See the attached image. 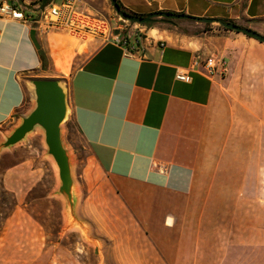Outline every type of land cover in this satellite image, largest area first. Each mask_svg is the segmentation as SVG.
Segmentation results:
<instances>
[{
  "label": "crops",
  "instance_id": "1",
  "mask_svg": "<svg viewBox=\"0 0 264 264\" xmlns=\"http://www.w3.org/2000/svg\"><path fill=\"white\" fill-rule=\"evenodd\" d=\"M26 1L37 19L40 0ZM118 1L135 15L221 20L264 36V0ZM79 6L112 15L110 0ZM170 25H128L136 57L103 43L69 75V118L109 180L110 194L95 202L117 224L96 226L111 239L116 229L142 237L155 252L152 264H264V224L256 215L264 194V43L218 23L199 35ZM60 37L0 19V141L33 109L31 79L67 76L66 57L53 48ZM211 56L227 62V74L210 78L194 66ZM178 71L190 81L177 80ZM129 241L126 250L143 251Z\"/></svg>",
  "mask_w": 264,
  "mask_h": 264
},
{
  "label": "rangeland",
  "instance_id": "2",
  "mask_svg": "<svg viewBox=\"0 0 264 264\" xmlns=\"http://www.w3.org/2000/svg\"><path fill=\"white\" fill-rule=\"evenodd\" d=\"M52 2L61 4L62 1ZM110 5L112 15H100L116 25L121 17L111 2ZM77 10H80V6ZM126 23L135 26L134 23ZM174 24L177 29L171 26ZM174 24L170 25V30L188 35L210 31L212 25L184 20L175 21ZM219 29L223 30L224 27L220 25ZM59 34L63 42L53 48L55 54L66 57V60L61 61V66L68 72L67 76L58 80L68 92L69 75L104 41L92 35L81 40L65 33ZM51 73L53 74L52 71ZM63 130L64 142L72 156L78 193L77 215L83 222V227L71 224L64 200L56 195L59 187L58 172L52 159L46 156L42 133L37 131L27 142L0 155V264L154 263L157 260L154 257L155 252L146 250L147 244L142 237L134 233L120 234L116 229L113 233L115 239H111L96 226L95 221L103 228L117 225L116 219L109 216L111 213L102 208V201L95 202L96 199L110 194L109 180L93 163L87 145L70 118L63 124ZM257 205L260 207L256 208V215L261 216L264 224V194ZM249 209L254 207H248ZM252 212L248 211V214ZM250 220L248 218V224ZM127 240H130L129 244L132 246L140 245L143 251L126 250ZM263 253L261 256L264 262ZM134 254H146L147 257H136Z\"/></svg>",
  "mask_w": 264,
  "mask_h": 264
},
{
  "label": "water",
  "instance_id": "3",
  "mask_svg": "<svg viewBox=\"0 0 264 264\" xmlns=\"http://www.w3.org/2000/svg\"><path fill=\"white\" fill-rule=\"evenodd\" d=\"M50 0H42L45 6ZM116 13L125 21L134 24H154L158 21L174 24L178 20H190L184 14L156 13L140 16L124 11L118 0H110ZM195 21L204 24L218 23L225 29L242 33L264 43V36L251 29L243 28L231 22L221 20L195 18ZM31 38L38 49L40 45L36 39V31L31 33ZM32 88L34 107L25 116L20 118L19 124L0 141V155L2 152L12 150L14 147L27 142L31 135L40 131L46 146V156L52 159L57 172L59 187L56 195L65 202L66 212L72 225L83 227V222L77 215L78 193L74 178L72 156L63 139V124L67 120L68 92L58 79L33 78L29 81Z\"/></svg>",
  "mask_w": 264,
  "mask_h": 264
},
{
  "label": "built area",
  "instance_id": "4",
  "mask_svg": "<svg viewBox=\"0 0 264 264\" xmlns=\"http://www.w3.org/2000/svg\"><path fill=\"white\" fill-rule=\"evenodd\" d=\"M80 0H64L59 6L48 4L39 7V17L34 19L33 4L26 0H0V19L7 21H18L31 23L36 29L45 33H65L77 39H86L92 35L94 38L103 39L104 43H110L121 47L126 57H136L138 51L131 44L130 39L124 34L127 32V21L121 18L116 21V25L111 20L102 15H92L88 12L77 10V4ZM139 33L136 35H142ZM141 37L136 42L139 43ZM194 66L201 68L202 72L213 78L215 76H224L228 73V64L225 60L216 57L201 58L198 57ZM176 79L183 82H189L190 77L185 71H178Z\"/></svg>",
  "mask_w": 264,
  "mask_h": 264
},
{
  "label": "trees",
  "instance_id": "5",
  "mask_svg": "<svg viewBox=\"0 0 264 264\" xmlns=\"http://www.w3.org/2000/svg\"><path fill=\"white\" fill-rule=\"evenodd\" d=\"M52 0H50L45 6H47L48 4H50V2H51ZM118 3H119V5H120V7L124 10V11H126L123 7H122V5L120 4V2L118 1ZM39 4H41V6H43L42 5V0H40L39 1ZM127 12V11H126ZM190 20H195V18H192V17H190ZM158 22H161V21H158ZM166 23H168V22H166ZM146 25H152V23H150V24H146ZM225 29V28H224ZM225 30H228V29H225ZM41 57H42V59L43 60H45V55H44V53H41Z\"/></svg>",
  "mask_w": 264,
  "mask_h": 264
},
{
  "label": "bare ground",
  "instance_id": "6",
  "mask_svg": "<svg viewBox=\"0 0 264 264\" xmlns=\"http://www.w3.org/2000/svg\"><path fill=\"white\" fill-rule=\"evenodd\" d=\"M70 115H71V109H70V106H69V104H68V113H67V117L69 118Z\"/></svg>",
  "mask_w": 264,
  "mask_h": 264
}]
</instances>
